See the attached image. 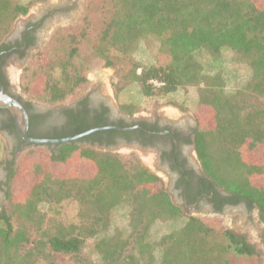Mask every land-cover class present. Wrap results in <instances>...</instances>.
<instances>
[{
	"label": "trees",
	"instance_id": "16d2710c",
	"mask_svg": "<svg viewBox=\"0 0 264 264\" xmlns=\"http://www.w3.org/2000/svg\"><path fill=\"white\" fill-rule=\"evenodd\" d=\"M38 1L44 0H0V43L12 22ZM109 3L110 14L94 53H101L106 66H118L117 91L135 83L143 97L154 98L200 86L196 145L217 209L244 202L249 209L256 207L264 222V0ZM70 36L76 43L75 35ZM144 37L158 41L157 60L144 67L120 64L118 56L126 58ZM223 49L247 60L250 71L249 80L231 91L226 89L224 74L204 71L198 57L203 50L218 54ZM34 56L22 82L24 92L33 90L34 98L56 105L89 85L90 63L80 58L77 45L63 57L39 51ZM120 106L131 114L139 111L135 102H120ZM99 126L82 124L51 138ZM5 162L0 158V165ZM56 165H74L76 173L55 172ZM26 168L41 175L33 174L35 181L13 193L12 183L28 178ZM6 186L0 203V264H60L59 255L81 264H233L234 259L260 255L244 234L217 228L193 215L153 239L155 224L175 219L183 211L172 202L162 179L134 153L63 143L52 153L43 151L38 160L13 161ZM216 187L228 195L222 196ZM67 200L78 201V222L61 218ZM118 208H127L125 228L115 224ZM89 239L96 240L97 263L82 258Z\"/></svg>",
	"mask_w": 264,
	"mask_h": 264
},
{
	"label": "rangeland",
	"instance_id": "374dc122",
	"mask_svg": "<svg viewBox=\"0 0 264 264\" xmlns=\"http://www.w3.org/2000/svg\"><path fill=\"white\" fill-rule=\"evenodd\" d=\"M22 2H29L30 0H21ZM110 0H44L32 3L26 14L18 16L11 24L10 30L4 35L3 39H8L14 32L18 24L31 19H46V26L42 32L41 44L36 50L29 54L28 59L25 60L23 65H17L10 70L11 80L18 92L24 97H28L36 100L42 105H49L40 99L34 98L33 90L28 93L22 89V82L24 80V69L32 61L34 53L39 51L45 54H52V56H65L73 45L79 47L80 58L84 57L87 62L90 63V68L87 70V77L90 81L85 90L79 89L72 95L69 101L78 98L84 94L95 82V78L103 75L104 91L105 94L112 96L118 92L117 101L120 102H135L139 111L137 113L147 115L153 112L155 109H160L159 112H165L171 115L179 114L178 108L184 116L187 112H198L201 108L197 106L198 94L200 86H189L176 90L175 92L167 95L156 96L154 98L143 97L139 91V86L135 83L129 85L126 90L117 91L116 87L120 83L118 75V66H106L105 59L99 52H95V45L100 41L103 30L105 29V22L110 14ZM75 35L76 43L71 42V36ZM159 50V43L153 37L141 38L130 53L117 59L120 64L133 65L137 64L140 67L147 66L154 63L157 60ZM200 60L203 62L204 71L214 73L221 71L224 74L227 91L234 90L244 85V83L250 78V71L247 64V60L241 59V57L230 49H223L218 54L210 53L203 50L199 53ZM124 60V61H123ZM140 70V69H139ZM43 151L52 153L46 146L32 145L21 151L17 157L13 156L12 152H9L5 138L0 136V158L6 160L15 159V163L18 164L28 157L40 159ZM116 152L128 155L131 153L136 154L146 166H151L149 159L141 155L140 152L134 151L129 148H119ZM12 158V159H13ZM7 159V160H8ZM4 164V163H3ZM2 166V165H0ZM74 165H56L52 169L57 171L67 170L76 173ZM25 169V168H24ZM26 179L17 180L12 183L13 193L25 190L29 183L35 181L36 177L26 168ZM39 176L41 175L38 174ZM9 177V171L4 168L0 169V203L5 199L7 186L6 182ZM39 178V177H38ZM6 180V181H5ZM165 186V185H164ZM43 210L47 209V206L42 205ZM79 203L76 200H67L63 203V209L61 218L66 222H78L79 221ZM248 213V212H247ZM196 215L203 219L206 223L213 225L217 228L225 227L231 229L236 233L244 234L251 242L255 243L259 249L260 255L257 257H242L233 260V264H264V246L260 245L261 239H263L264 223L259 219L257 210L253 212L252 217H248L243 208H231L223 213L212 212H199L198 210L183 211V214L179 215L175 219L169 221L158 222L154 225L151 231V237L158 238L162 234L171 231L172 229L184 224L187 220L186 215ZM115 224L120 227H126L127 225V208H118L114 216ZM95 239H89L82 258L87 262L99 261L98 255L95 250ZM160 252H157L159 258ZM57 263L60 264H81L76 259H71L66 256H57Z\"/></svg>",
	"mask_w": 264,
	"mask_h": 264
},
{
	"label": "flooded vegetation",
	"instance_id": "af4514ba",
	"mask_svg": "<svg viewBox=\"0 0 264 264\" xmlns=\"http://www.w3.org/2000/svg\"><path fill=\"white\" fill-rule=\"evenodd\" d=\"M46 22L44 18L18 24L13 34L0 43V92L10 95L22 105L28 116L29 137L57 139L51 136L82 124L107 127L98 130L101 132L88 141L81 140V137L75 142L114 152L119 148L140 152L149 159L151 166L147 167L162 179L172 202L182 211L198 210L221 214L231 208H243L248 217H252L255 210L259 217L258 209H249L244 202L238 205L226 203L221 210L217 209L215 193L208 187L209 182L206 181L197 151L198 121L195 112H187L184 116L181 108H178L177 115L159 112L160 109L147 115L137 112L131 114L121 108L116 95L105 94L103 75L95 78L90 88L78 98L56 105H42L21 95L11 80L10 70L18 64L23 65L29 54L41 44ZM0 136L5 138L8 150L14 157L25 148L38 145L21 135L18 121L9 107H0ZM41 145L52 152L62 144ZM12 158H7L0 169L2 167L8 172L13 161L15 162ZM216 189L222 196L228 195L226 191L218 187ZM262 234L260 245L264 246V233Z\"/></svg>",
	"mask_w": 264,
	"mask_h": 264
},
{
	"label": "water",
	"instance_id": "95a60500",
	"mask_svg": "<svg viewBox=\"0 0 264 264\" xmlns=\"http://www.w3.org/2000/svg\"><path fill=\"white\" fill-rule=\"evenodd\" d=\"M0 107H9L13 111L19 125V132L21 135L26 138L28 141H31L36 144H48V143H58V144H63V143H68L71 141H76L80 139L81 137H84L86 135H89L90 133L98 130H102L107 127H99L95 129H90L86 132L77 134L75 136H69V137H63V138H57V139H41V138H31L27 135V128H28V116L23 109L22 105L20 104L19 101L11 97L10 95L0 92ZM102 150H105L104 148H99Z\"/></svg>",
	"mask_w": 264,
	"mask_h": 264
}]
</instances>
